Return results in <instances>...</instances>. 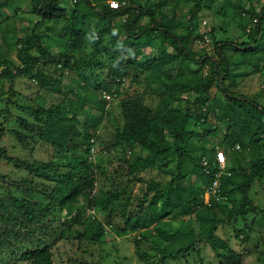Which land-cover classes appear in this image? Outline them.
I'll list each match as a JSON object with an SVG mask.
<instances>
[{"label": "trees", "instance_id": "16d2710c", "mask_svg": "<svg viewBox=\"0 0 264 264\" xmlns=\"http://www.w3.org/2000/svg\"><path fill=\"white\" fill-rule=\"evenodd\" d=\"M70 1L73 7L68 9L64 0H31V31L19 35L13 29V34L9 35V30L3 35L4 42L17 49L21 62V66L15 67L12 59L0 54V82L9 80L12 83V92L5 100L22 110L21 114L30 116H18V123L8 132L16 135L30 151L36 146L34 143L42 141L70 159L64 167L50 162L39 169L35 160L11 156L6 147L0 146V161L5 160L28 173L20 179L0 174V180L9 189L7 201L0 197V222L5 228L0 240L4 243L14 240L16 245H25L16 246L15 260L11 264H58L49 244V230L61 222L64 211L69 217L60 225L62 239H69L68 230L77 227V240L90 238L92 243L98 242L113 228L114 217L121 215L124 222L122 227H116L118 233L126 235L129 229L136 231V249L141 258H158L160 264L184 258L191 264L188 256L193 252L201 253L198 245L206 242L220 264H242L243 255L217 233L221 227L239 225L241 219L253 213L260 214V220L264 221V209H259L251 198L254 184L264 179V105L231 91L226 81L235 67L253 66V72H256L264 64V48L257 47L263 30L264 8L257 12L234 4L235 13L249 21L256 20L257 27L248 34V43L218 42L214 38L218 59H213L208 53L193 49L197 39L205 41L209 37L197 32L196 27L202 11L212 8L210 0H146L145 3L120 0L128 2L121 9H112L107 0ZM10 2L14 0H0L1 29L4 10ZM172 5L173 17L165 10ZM183 5H190L186 21L177 18ZM54 19L66 21L58 36L63 46L56 52L55 46L46 42L38 31ZM145 19H148L147 23H144ZM120 20L121 24L118 23ZM157 34L164 42L157 50L160 55L146 58L145 43ZM90 44H93V51L87 60L85 56ZM169 48L175 53L169 52ZM102 55L109 61L106 65L98 62ZM166 67H170L171 80L165 89H158L157 108L150 107L140 97L120 101L124 125L115 136L114 146L122 149L138 146L145 150L122 163L131 180L147 187L135 208L130 203L124 214L116 208V201L132 202V195L124 188L114 192L101 187L97 163L88 158L91 139H98V124L93 123L84 132L78 127V116L94 98L88 96L81 101L72 88L70 92L77 99L66 96L61 103H52L49 108L35 103L34 106L21 105L14 99L18 95L14 89L15 81L23 76L33 75L42 87L50 86L55 94L62 95L66 71L79 72L82 81L88 80V72L91 79H100L93 89L88 83L83 85L88 94L103 91L120 97L133 70L142 68L148 78L162 79ZM207 67L210 71L205 73ZM46 68L52 72L47 73ZM98 68L107 69L102 79L97 74ZM174 70H177L175 74ZM215 86L224 99L212 95ZM184 93L189 94L187 99L182 96ZM183 101L188 103L186 110L174 105ZM66 103L70 105L69 109L65 107ZM2 112L7 119L14 116L11 108ZM222 122L229 124L224 148L198 142L209 140L212 134L217 135L218 124ZM3 131L5 135V128L1 129ZM78 150L86 152V157H76ZM219 150L227 155V172L221 176L223 200L208 205L205 194L217 178ZM171 164H175L176 171L166 174L164 170ZM140 168L159 169L164 177L161 181L146 180ZM165 177L170 179L164 181ZM86 200L91 210L82 204ZM88 210L94 218L92 223H96L95 234L88 227L91 218L87 216ZM98 211L109 214L111 227L97 218ZM168 217L180 218L182 226L172 229L166 220ZM155 219V226L149 228Z\"/></svg>", "mask_w": 264, "mask_h": 264}, {"label": "rangeland", "instance_id": "374dc122", "mask_svg": "<svg viewBox=\"0 0 264 264\" xmlns=\"http://www.w3.org/2000/svg\"><path fill=\"white\" fill-rule=\"evenodd\" d=\"M111 0H107L110 3ZM212 3V8L202 11L196 31L204 34L206 37L205 41L203 39H197L193 44V49L198 52L208 53L213 59H218L216 53V46L214 38L216 41H229L234 43H248V34L250 31L257 27L256 20H250L248 18H241L240 15L235 13L233 7L234 4H240L242 7L253 9L260 12L264 8V0H210ZM144 3L146 1H143ZM66 8L73 7L70 0H64ZM64 5V4H63ZM190 5H183L179 8L180 14L177 18L181 20L187 19L188 9ZM32 9L31 0H14L10 2L9 6L4 10V21L1 23L3 29L0 28V54L3 57L10 58L14 61V66H21V62L18 59V52L15 47H10L3 40L4 32L11 30L8 34H13V29L19 35H27L32 28L30 22L33 21V16L30 14ZM20 10L19 13H16ZM165 10L173 17V5L167 6ZM244 10V9H241ZM3 13V10H2ZM32 17V21H31ZM173 19V18H172ZM148 19L144 20L147 23ZM119 24L122 21H118ZM66 25L64 19H54L47 21L44 25L39 28V33L44 35V40L50 42L55 46L53 49L55 52L58 51L63 44L61 39L58 37L61 35V30ZM246 26L245 29L241 26ZM123 34V32H122ZM121 34V35H122ZM214 35V37H213ZM204 36V37H205ZM209 39V40H208ZM164 45L163 39L160 35L145 43L144 52L146 58L151 56H159L160 53L157 51ZM259 48H264V23L263 30L260 35V42L258 44ZM93 51V44L89 45L86 51L85 58L90 59L91 52ZM175 53V51L169 48V52ZM229 54L232 51L228 52ZM144 56V55H143ZM98 62H103L105 65L109 63L108 59L103 55L99 57ZM264 63V62H263ZM262 67V68H261ZM196 69V68H194ZM253 66H240L235 67L232 71L231 77L226 81V86L237 94L246 95L249 98L255 99L258 103L264 105V64H261L260 70L253 72ZM47 73L52 72L48 68L45 69ZM107 69L98 68L97 74L100 78H104V74ZM142 68H137L133 70L131 77L127 81L124 90L121 92L120 97L111 95V99H107L104 96L103 91H98L96 93L88 94L84 90L83 85L88 83L90 88L93 89L100 79L93 80L90 78L88 72H86L87 81H82L79 79V72L77 71H66L63 78L64 88L62 95L55 94V90L51 89L50 86L42 87L37 83L36 79L32 76L19 77L15 81L14 89L18 93L14 97L21 105H31L35 104L42 105L43 107L49 108L52 103H61L64 97L77 99L70 90L75 89L78 93L79 99L94 98L93 102H88L86 108L80 115L78 127L81 131H86L93 123L98 124L99 131L97 135V147L99 150V155L97 158V172L99 177V182L101 187L106 190H111L114 192H121L126 189L133 197L132 202H127L126 199L117 200L116 208L121 209L122 213H125V207L127 205H132V208L138 204L139 200L142 198L143 194L146 192L147 187L144 183H139L135 180H131L128 176L127 169L122 163L126 159H130L132 156H138L143 154L145 151L141 147L135 146L132 148L122 149L116 148L114 146V140L117 132L123 128L124 119L122 115V109L120 101L122 98H135L140 97L146 104L150 107L157 108L160 101L159 88L165 89V85L170 82L171 70L170 67L164 69V75L162 79L160 78H148L143 72ZM210 68L205 69V73H208ZM177 70H174L175 74ZM98 76V77H99ZM11 81L3 80L0 82V146L6 147L9 150L11 156L17 158L26 159L31 161L35 160V165L39 169L43 167V164L47 163H58L60 167L70 162V159L64 158L63 154H59L56 148L51 146L49 143L39 141L37 143L32 142L31 145H36L31 151L27 147L23 146L16 135L8 132V129L13 128L18 123L19 117H27L28 113L21 114L22 110L8 104L7 99L11 91ZM107 93V92H106ZM108 94V93H107ZM110 95V94H108ZM212 95L220 96L224 99V95L217 86L212 90ZM186 99L189 97L188 93L182 94ZM89 100V99H88ZM192 100V99H191ZM99 105V106H98ZM175 106H180L184 110L188 105L187 101L176 102ZM101 106V107H100ZM105 106V110L102 107ZM66 108H70L68 103L65 104ZM11 108V112L14 113L13 118H6L2 110ZM213 115V114H212ZM30 117V116H29ZM213 117V116H212ZM243 119L245 117H242ZM213 124L215 121L211 120ZM218 123V122H217ZM219 132L217 135L212 134L209 140L203 139L199 143L204 142L207 146L217 145L220 149L224 148V136L229 124L219 123ZM194 125L191 126V128ZM5 128L1 132V129ZM201 132V131H200ZM4 136V137H3ZM2 137V138H1ZM197 145H200L195 141ZM34 143V144H33ZM76 157H86V152L78 150L75 154ZM66 169V168H65ZM61 169V170H65ZM141 169L142 176L149 180L155 178L156 180H162L163 175L160 174L159 169L145 170ZM171 174V172L176 171L175 164L169 165V168L164 170ZM54 172V170H53ZM0 174L9 175L13 179H20L21 176L26 177L28 173L20 168H17L14 164L8 163L5 160L0 161ZM168 174V175H170ZM56 178V176H54ZM170 178L165 177V180ZM8 187L0 180V197L7 201ZM251 198L253 199L255 205L263 210L264 209V179L258 180L251 191ZM85 208H89L88 200L82 203ZM91 210V209H90ZM90 210L87 211V216L89 218ZM156 210L154 209V213ZM108 213L104 211H98L96 216L105 224V226H110V221L108 220ZM119 217L115 216L113 222V228L106 231L105 234L99 239V241L92 243L91 239H85L83 241L77 240L75 236L77 235V227L74 230H68L69 239L60 238V232L62 228L61 223L69 217V213L64 211L62 213L61 222H57L56 225L49 230V236L51 240L49 244L53 249L55 258L58 264H81L82 262H88L90 264H160L159 259L146 260L141 258L136 249V239L137 233L135 230H128V234L120 235L117 230V226H123V218L121 215ZM260 214L253 213L248 218L241 219L240 224L236 226H226L221 227L217 235L226 241L240 254L243 255L242 264H264V221L260 220ZM93 217L88 219V227L90 232L95 234L96 223H92ZM167 222L172 229H177L182 226V220L180 218L168 217ZM155 219L149 228L155 226ZM5 228L2 227L0 222V236L3 234ZM243 231V232H242ZM9 237V234H5ZM0 264H11L14 259V251L16 246L24 247V244L16 245L14 240L8 242H2L0 240ZM3 244H5L3 246ZM28 245V244H26ZM145 246L148 247V243L145 242ZM199 248H201V253L193 252V255L188 256L191 264H220L218 256L212 250L211 246L206 242H200ZM19 251V250H18ZM153 254V253H151ZM187 258V259H188ZM150 261V262H149ZM189 262V263H190ZM164 264H187L186 260L183 258L177 261H170Z\"/></svg>", "mask_w": 264, "mask_h": 264}, {"label": "built area", "instance_id": "2783aa9c", "mask_svg": "<svg viewBox=\"0 0 264 264\" xmlns=\"http://www.w3.org/2000/svg\"><path fill=\"white\" fill-rule=\"evenodd\" d=\"M146 1V0H142ZM128 5L127 1H120V0H111L110 7L112 9H121ZM105 98L111 99V95H108L106 92L104 93ZM240 149V147L238 146ZM99 155V150L97 147V140L96 138L91 139V148L89 152V161L95 163L97 161V157ZM208 165V162H205ZM217 167L219 171L217 173V178L211 184L209 189L206 191L205 200L208 205H211L214 202H219L223 200L222 192H221V176L227 172V155L224 153L223 150H219L217 153Z\"/></svg>", "mask_w": 264, "mask_h": 264}]
</instances>
